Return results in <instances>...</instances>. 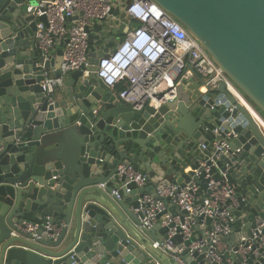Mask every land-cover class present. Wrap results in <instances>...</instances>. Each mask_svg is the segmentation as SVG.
Instances as JSON below:
<instances>
[{
	"label": "water",
	"instance_id": "1",
	"mask_svg": "<svg viewBox=\"0 0 264 264\" xmlns=\"http://www.w3.org/2000/svg\"><path fill=\"white\" fill-rule=\"evenodd\" d=\"M153 1L264 119V0ZM39 2L0 0V264H178L154 246L172 229L186 264H264V130L241 101L223 83L213 90L185 81L159 108L126 103L96 76L100 59L125 37L124 25L107 19L87 28L89 67L65 76L67 41L58 66L36 42L27 8ZM50 71L62 80L52 100L43 89ZM216 143L228 148L221 153ZM120 166L141 173L147 185L125 186ZM210 181L231 190L219 209L229 214L219 222L229 228L220 246L210 239L215 220L204 215L188 240L176 223L143 228L137 210L145 196L185 225L189 212L165 190L197 182L198 195L208 198ZM29 223L36 232L27 231ZM196 243L203 246L189 256Z\"/></svg>",
	"mask_w": 264,
	"mask_h": 264
},
{
	"label": "built area",
	"instance_id": "2",
	"mask_svg": "<svg viewBox=\"0 0 264 264\" xmlns=\"http://www.w3.org/2000/svg\"><path fill=\"white\" fill-rule=\"evenodd\" d=\"M112 8L118 11L121 8L126 18L135 23V27L127 32L124 41L113 53L100 59L96 76L126 103L134 104L140 109L151 101L155 108H159L176 99L178 88L183 82H190L195 76H199L213 90L223 83L228 93L241 102L245 101L246 106L256 112L200 42L153 0H40L37 5L28 6L27 13L35 18V39L44 60L50 58L51 51L57 44L67 41L61 64L63 75L68 76L89 67L87 28L108 20ZM122 83L125 89L118 92L117 87ZM61 84L62 80L45 81L43 89L50 100ZM260 118L264 120L261 116ZM225 147L228 148L226 144H215V148L221 153ZM119 176L128 179L125 186L130 183H135L137 187L147 185L146 177L134 172L132 168L120 166ZM208 186L212 191L208 198L198 195L200 186L197 182H191L181 190L178 185L165 190V197H171L181 210L189 212L185 225L181 224L180 216L174 217L166 213L168 208L162 202L150 195L145 196L140 200L142 206L137 210L143 216V228L149 230L157 223L161 227L176 223L182 227L185 240H188L193 234L195 219L204 215L215 220L210 239L215 246H220L217 242L220 233L227 234L229 228L223 227L219 222L226 221L229 214L226 211L219 212V209L230 197L231 190L228 187L220 188V184L214 181H210ZM130 191L127 190L128 193ZM114 194L119 198L117 192ZM164 213L166 214L159 219V215ZM204 226L202 225L203 229ZM37 229V224H27V231L36 232ZM46 229L51 228L47 225ZM176 235V229H172L168 233L169 239L163 245L157 242L154 246L169 254L178 264H186L181 257L186 247H177L171 241ZM202 246L201 243L192 245L189 256ZM250 249L251 247L245 249L243 255ZM214 258L218 260L217 256Z\"/></svg>",
	"mask_w": 264,
	"mask_h": 264
},
{
	"label": "crops",
	"instance_id": "3",
	"mask_svg": "<svg viewBox=\"0 0 264 264\" xmlns=\"http://www.w3.org/2000/svg\"><path fill=\"white\" fill-rule=\"evenodd\" d=\"M120 1V0H119ZM113 4L116 6L115 1H113ZM118 7V6H116ZM116 13H117V17L115 16H111L108 20H106L105 22L107 24L113 25L116 27V23H118L117 28L119 29L121 27V25H124L122 33L120 35L124 34L126 35L128 31H130L131 29H133L135 27V23L131 22L130 20H128L127 18L122 19L121 16H123L124 11L120 8L119 11L118 9H116ZM62 50V46L61 44H57L54 49L51 51V56L50 58L52 60H56V65L58 66V59H59V52ZM50 78L53 79V72L50 71L49 72ZM54 80V79H53ZM204 80L199 77V76H195L192 81H191V85H195L196 88L198 89H202L203 88V84H204ZM243 104V106H245L247 108V110L251 113V115L253 116L255 122L258 124V126H260V128H262L264 130V120H262L260 118V116L258 114H256V112H254L253 110L249 109V106H246L247 103H245V101L242 100L241 102Z\"/></svg>",
	"mask_w": 264,
	"mask_h": 264
},
{
	"label": "trees",
	"instance_id": "4",
	"mask_svg": "<svg viewBox=\"0 0 264 264\" xmlns=\"http://www.w3.org/2000/svg\"><path fill=\"white\" fill-rule=\"evenodd\" d=\"M137 25H138V23H137ZM124 89H125V86H124L123 83L120 84V85L117 87V91H118V92H121V91H123Z\"/></svg>",
	"mask_w": 264,
	"mask_h": 264
}]
</instances>
